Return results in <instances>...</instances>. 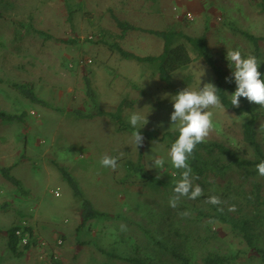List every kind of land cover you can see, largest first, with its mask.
I'll return each mask as SVG.
<instances>
[{
    "label": "rangeland",
    "instance_id": "374dc122",
    "mask_svg": "<svg viewBox=\"0 0 264 264\" xmlns=\"http://www.w3.org/2000/svg\"><path fill=\"white\" fill-rule=\"evenodd\" d=\"M263 1L0 0V112L19 116L0 118V264H130L125 257L137 252L160 264H178L145 236L147 227L186 249L193 264H200L208 251L240 252L243 264H261L229 224L194 217L192 208L207 206L210 195L218 196L216 190L196 200L181 197L176 208L170 207L181 170L172 166L167 143L145 134L175 129L171 97L188 86L198 90L214 84L212 68L191 52L194 61L174 72L168 84L154 65L121 50L159 55L164 39L146 30L170 26L191 35L211 29L212 42L228 35L233 46L239 38L231 28L264 33ZM15 20L43 33H20ZM120 20L136 28L123 35ZM13 82L31 83L39 101ZM210 110L214 128L206 139L250 154L243 141V117L225 107ZM133 112L147 116L148 122L133 128L128 119ZM261 123L264 117L257 124L264 146ZM138 130L144 137L139 148L131 144ZM105 155L117 159L115 170L101 165ZM154 155L164 159L162 170L151 167ZM148 175L173 186L150 191ZM84 200L103 215L82 224ZM183 211L190 215L181 217ZM25 224L38 243L17 256L9 247L11 229Z\"/></svg>",
    "mask_w": 264,
    "mask_h": 264
},
{
    "label": "trees",
    "instance_id": "16d2710c",
    "mask_svg": "<svg viewBox=\"0 0 264 264\" xmlns=\"http://www.w3.org/2000/svg\"><path fill=\"white\" fill-rule=\"evenodd\" d=\"M260 8L264 14V1L260 3ZM13 23L15 26H19L20 33L24 30L26 32L43 33L41 30L33 29L32 25H26L22 20H15ZM119 24L124 30L123 35L136 28V26L124 20H120ZM231 30L239 38L238 41L233 43V46L229 45L233 40L228 35L222 37V40L212 42L211 29L206 30L201 35H191L181 27L170 26L163 30H146L164 39V48L159 55L140 56L133 52L120 50L124 55L154 65L160 79L168 84H171L174 72L187 68L194 61L195 56L191 52H195L198 57H202L212 68L215 75L214 85L218 89L217 94L223 107L243 117V141L250 150V154L242 155L230 146L213 139H206L205 142L198 144L188 160L193 176L199 177V179L194 180V184H198L203 192L216 190L224 203L222 205H200L193 207L192 211L197 220L205 222L218 220L229 224L232 231L244 243V248L254 252L253 257L264 264V176H260L256 170V165L264 161V146L257 130L259 120L264 117V108L248 102L244 97H241L239 107L231 105L230 94L235 91L236 83L234 78L232 82L226 80L227 77L232 76V69L226 59L227 49H238L245 57L248 55L256 56L261 63L259 71L264 74V33L256 34L240 27H234ZM216 33L219 35L221 31L217 30ZM47 37L50 36L46 34L45 38ZM11 85L25 92L28 98L39 101V97L30 87L31 83L19 84L13 82ZM0 118L3 120H17L19 116L0 112ZM145 134L154 140L166 142L168 148L171 147V144L179 135L176 129H168L163 132L147 130ZM142 167V165L139 166V168ZM135 168H137L136 165ZM5 170H9V168H5ZM7 178L20 186L21 182L16 178L10 175ZM69 180L75 192L80 194L77 183L71 177H69ZM145 183L150 191L156 193L168 191L173 186V183L151 175L145 177ZM233 205L235 206L234 210L229 211V207ZM82 207V224L103 215V212L96 209L89 200H84ZM221 207L224 209L223 212L219 210ZM18 230H21L20 235L17 233ZM144 231L145 236L155 246L169 252L178 264H193L192 257L186 249H180L177 245L160 239L151 228H144ZM24 237H26V241L23 240ZM37 243L33 228L30 225L25 224V227L18 225L11 229L9 247L17 256H23L27 250ZM151 257L146 258L137 252L125 258L130 264H160L154 262ZM241 257L240 252L230 255L208 251L202 256L200 264H243ZM171 264L175 263L171 262Z\"/></svg>",
    "mask_w": 264,
    "mask_h": 264
},
{
    "label": "clouds",
    "instance_id": "9594fccd",
    "mask_svg": "<svg viewBox=\"0 0 264 264\" xmlns=\"http://www.w3.org/2000/svg\"><path fill=\"white\" fill-rule=\"evenodd\" d=\"M226 59L229 61V67L232 69V76L227 77L228 82L234 78L236 89L230 94L231 105L240 106V99L244 97L250 103L264 108V74L259 71L260 62L254 55L244 56L238 49H227ZM217 87L213 83H205L198 90L186 87L178 91L171 97L173 102V111L170 115L171 127L175 126L178 131V138L171 144L168 151V157L172 166L181 170V177L175 183L173 188L174 195L169 200V205L176 208L181 197L190 200H196L203 195V189L194 184L195 179L192 174L188 160L193 155L196 146L206 141L214 128L212 108L220 109L223 107L220 97L217 94ZM148 115V114H147ZM130 124L135 128L141 121L148 122L140 112H133L128 117ZM260 130H264V123L260 124ZM144 137L142 133L134 131L131 137V144L137 148L142 146ZM151 163L152 168L162 170L165 161L158 155H154ZM101 165L105 168L115 170L118 167L117 159L105 155L101 159ZM256 170L260 176H264V161L256 165ZM206 203L212 205H222L224 201L217 195H210ZM235 206L229 207L233 211ZM224 211L223 207L219 209ZM181 217H187L190 212L183 211L179 213ZM121 230H126L125 225H121Z\"/></svg>",
    "mask_w": 264,
    "mask_h": 264
},
{
    "label": "built area",
    "instance_id": "2783aa9c",
    "mask_svg": "<svg viewBox=\"0 0 264 264\" xmlns=\"http://www.w3.org/2000/svg\"><path fill=\"white\" fill-rule=\"evenodd\" d=\"M175 9H176V7H175ZM189 16V18H192V16H191V14H188ZM19 235L21 234V230H18V232H17ZM24 241H26L27 239H26V237H24V239H23Z\"/></svg>",
    "mask_w": 264,
    "mask_h": 264
}]
</instances>
